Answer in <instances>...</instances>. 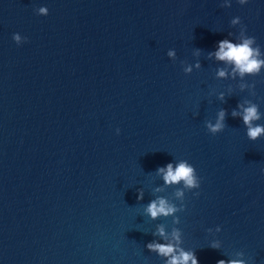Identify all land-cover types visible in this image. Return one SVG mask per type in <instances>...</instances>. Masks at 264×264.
Returning a JSON list of instances; mask_svg holds the SVG:
<instances>
[{
    "label": "water",
    "instance_id": "1",
    "mask_svg": "<svg viewBox=\"0 0 264 264\" xmlns=\"http://www.w3.org/2000/svg\"><path fill=\"white\" fill-rule=\"evenodd\" d=\"M223 3L0 0V264H164L146 246L160 223L182 229L199 264L240 250L264 264V136L250 140L231 115L244 99L264 113V69L245 77L253 96L207 58L218 41L236 42V16L264 52V0ZM198 59L186 74L181 61ZM220 108L228 127L213 135L206 121ZM180 159L200 188L186 191L179 225L152 220L144 205L179 187L154 194L164 183L155 171Z\"/></svg>",
    "mask_w": 264,
    "mask_h": 264
},
{
    "label": "clouds",
    "instance_id": "2",
    "mask_svg": "<svg viewBox=\"0 0 264 264\" xmlns=\"http://www.w3.org/2000/svg\"><path fill=\"white\" fill-rule=\"evenodd\" d=\"M238 3L244 5L248 3V0H238ZM222 7H230L231 0H224ZM38 15H48L49 9L46 6H40L35 9ZM232 26H240L239 35L236 37V42L225 38L218 41V48L215 51H209L207 58L213 57L217 61H222L225 67H220L216 70V77L229 78L235 80L240 78L241 83L239 88L241 91L245 89L251 90V94L255 93V82L249 84L245 77L252 75L256 76L264 69V52L261 51L260 45L256 42L255 36H249L247 34V26L242 23V19L239 16L234 17L230 21ZM229 36L235 35L232 32L228 33ZM13 40L19 45L28 40V37L22 36L20 33L13 34ZM203 52L200 48H195L194 55L199 57ZM168 57L173 60L177 59V52L175 49H169L167 52ZM184 65L183 71L186 74H190L195 69L202 67L199 59L196 63L190 64L186 61H181ZM230 70V71H229ZM229 93L232 92L231 87ZM219 99L226 103V93L220 92ZM198 115V113L196 114ZM228 115L227 109L220 108L217 112L215 122L212 120L206 121L207 130L215 135L222 132L228 125L226 124V117ZM232 117H239L242 119L243 125L246 127V134L250 140H257L261 136H264V124L257 123L264 118V113L260 111V107L257 103L250 99H244L238 103L237 108L232 109ZM119 134L120 129H116ZM155 174L162 178L163 184L153 189V193H163L168 187L177 185L179 187L173 193V198L170 199L167 196L157 195L150 203L144 205V213L149 215L152 220H157L160 217H173V225H179L181 219L178 212H182L186 208L184 203L186 197V191H192L193 189L200 188L201 177L198 175L194 165L189 163L186 159H180L168 163L166 166H160L156 169ZM182 185V186H180ZM138 191V200H143L144 189L140 188ZM199 196V192L194 193ZM179 200L177 204L175 201ZM209 233H218L221 231V227L217 226L215 230L207 229ZM152 235L159 237L147 243V248L154 253H157L160 257L165 258L164 264H199L198 257L195 250H186L183 245V231L181 228L173 226L171 231L167 230V226L164 223H160L156 226V230L152 232ZM163 240V242H160ZM213 249L220 250L222 248V242L218 239L212 240L210 246ZM232 257L227 260L221 259L217 261V264H248V260L244 259L245 252L243 250L236 251L231 254Z\"/></svg>",
    "mask_w": 264,
    "mask_h": 264
}]
</instances>
